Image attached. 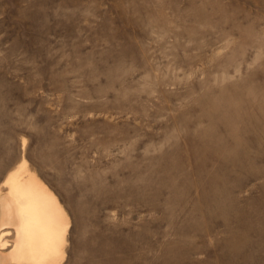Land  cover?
Returning a JSON list of instances; mask_svg holds the SVG:
<instances>
[{
	"label": "rangeland",
	"instance_id": "374dc122",
	"mask_svg": "<svg viewBox=\"0 0 264 264\" xmlns=\"http://www.w3.org/2000/svg\"><path fill=\"white\" fill-rule=\"evenodd\" d=\"M24 158L60 264H264V0H0V185Z\"/></svg>",
	"mask_w": 264,
	"mask_h": 264
},
{
	"label": "bare ground",
	"instance_id": "6f19581e",
	"mask_svg": "<svg viewBox=\"0 0 264 264\" xmlns=\"http://www.w3.org/2000/svg\"><path fill=\"white\" fill-rule=\"evenodd\" d=\"M69 223L57 195L24 158L0 185V264H60Z\"/></svg>",
	"mask_w": 264,
	"mask_h": 264
}]
</instances>
